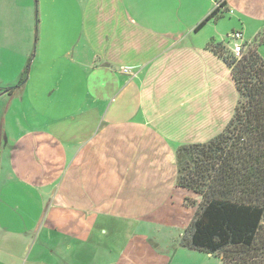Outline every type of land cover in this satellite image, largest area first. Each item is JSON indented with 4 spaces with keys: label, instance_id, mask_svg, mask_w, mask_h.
<instances>
[{
    "label": "crops",
    "instance_id": "crops-1",
    "mask_svg": "<svg viewBox=\"0 0 264 264\" xmlns=\"http://www.w3.org/2000/svg\"><path fill=\"white\" fill-rule=\"evenodd\" d=\"M217 1L224 2L243 42L264 29V0H85L80 37L88 53L76 60L80 78L74 82L82 83L83 99L68 115L52 109L49 117L33 120L31 129L0 149L6 159L5 174L0 170V264H61L60 258L76 264L71 256L88 238L98 247L109 235L110 229L102 232L105 219L184 208L189 191L176 186L175 150L221 132L238 97L229 67L207 47L214 40L232 50L226 35L215 38L220 18L197 28ZM206 26L215 34L203 35ZM51 41L53 48L62 44ZM76 45L67 50L69 61L80 58ZM67 75L70 70H60L57 84L66 81L61 85L67 88ZM0 134L7 145L2 128ZM64 221L78 227L72 240H57L54 249L47 247L50 240L47 246L21 243L33 231L50 236ZM124 258L114 264H138L131 254Z\"/></svg>",
    "mask_w": 264,
    "mask_h": 264
},
{
    "label": "rangeland",
    "instance_id": "rangeland-1",
    "mask_svg": "<svg viewBox=\"0 0 264 264\" xmlns=\"http://www.w3.org/2000/svg\"><path fill=\"white\" fill-rule=\"evenodd\" d=\"M84 2L85 0H0V88L15 87L13 95L6 93L0 96V132L2 128L8 137L7 145L5 141L2 142L3 138L0 139L2 142L0 149L7 150V146L13 144L11 140L15 136L31 129L34 126L33 120L40 116L49 117L52 109L53 112H57L56 114L68 115L83 99L82 83L74 86V82L80 78L78 75L80 67L76 60H83L88 53L80 37ZM231 17L229 13H225L220 18L216 28L217 34L213 33L212 25L204 27L202 34H215L217 40L219 36L226 35L225 39H228V35L234 30ZM53 39H61L62 44L53 48L51 41ZM74 43H77L76 49L80 51V58L75 54V60L69 61L70 56L66 53ZM259 49L264 58V43ZM63 68L65 71L70 70V75L65 78L69 81L67 88L61 85L66 81L59 85L56 82L60 80L57 75ZM21 80V86H18ZM53 88H56L55 92L50 93ZM5 166L6 159L0 154L1 175L5 174ZM177 198L178 195L174 194V200ZM184 198L182 202L184 201L186 205L183 209L179 205H174L171 208L151 210L153 212L145 218L105 219L103 222L107 225L102 232L108 229L110 231L109 235L102 236V244L97 247L96 244L89 242L88 238L89 241L86 240L83 248L73 253L71 258L76 264H114L119 260H126L124 257L131 254L132 259L138 264H147L146 259H152L153 262L160 259L166 262L171 260L170 264H223L216 255L187 250L176 241L173 242V238L191 222L200 201L198 196L189 192H186ZM192 198L196 201L192 202ZM6 203L9 206H16L10 200ZM187 212L186 218L184 213ZM57 224L59 229L51 230L50 236L43 233L37 236L33 231L30 232L29 238L24 237L21 243L29 246L34 242L38 244L43 242L47 246L46 242L50 240L47 247L54 249L57 240L62 238L70 240L74 230H78L75 222L64 221ZM166 224H182V228L167 227ZM85 232L86 236L91 235L89 227ZM129 240L132 242V248L126 247ZM25 255L24 251L23 257ZM59 260L61 264L64 262L63 258Z\"/></svg>",
    "mask_w": 264,
    "mask_h": 264
},
{
    "label": "trees",
    "instance_id": "trees-1",
    "mask_svg": "<svg viewBox=\"0 0 264 264\" xmlns=\"http://www.w3.org/2000/svg\"><path fill=\"white\" fill-rule=\"evenodd\" d=\"M218 2L197 28L223 16L224 2ZM231 33L228 39L233 41ZM263 43L264 29L250 43L243 42L242 35L239 58L222 42L207 43L229 67L237 103L221 132L175 150L176 186L200 198L178 244L216 255L223 264H264V58L259 52Z\"/></svg>",
    "mask_w": 264,
    "mask_h": 264
},
{
    "label": "built area",
    "instance_id": "built-area-1",
    "mask_svg": "<svg viewBox=\"0 0 264 264\" xmlns=\"http://www.w3.org/2000/svg\"><path fill=\"white\" fill-rule=\"evenodd\" d=\"M218 5H219V2L217 1L215 3V7H217ZM230 37L234 41L232 51H233L234 55L236 56V58H239L241 56V53H242V44H241L242 34H241V32L236 31V32L231 33ZM124 71H126V70H124Z\"/></svg>",
    "mask_w": 264,
    "mask_h": 264
},
{
    "label": "water",
    "instance_id": "water-1",
    "mask_svg": "<svg viewBox=\"0 0 264 264\" xmlns=\"http://www.w3.org/2000/svg\"><path fill=\"white\" fill-rule=\"evenodd\" d=\"M10 90H12V87H9V88H6V89L1 90L0 91V96L3 95V94L8 93Z\"/></svg>",
    "mask_w": 264,
    "mask_h": 264
}]
</instances>
